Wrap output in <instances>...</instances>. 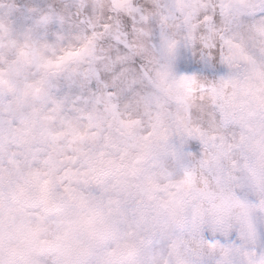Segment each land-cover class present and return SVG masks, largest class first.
Wrapping results in <instances>:
<instances>
[{
	"label": "clouds",
	"instance_id": "9594fccd",
	"mask_svg": "<svg viewBox=\"0 0 264 264\" xmlns=\"http://www.w3.org/2000/svg\"><path fill=\"white\" fill-rule=\"evenodd\" d=\"M0 264H264V0H0Z\"/></svg>",
	"mask_w": 264,
	"mask_h": 264
}]
</instances>
